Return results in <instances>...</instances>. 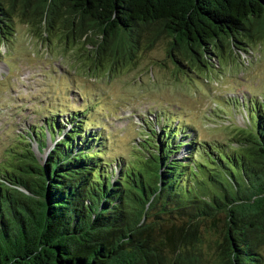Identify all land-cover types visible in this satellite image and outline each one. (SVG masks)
Here are the masks:
<instances>
[{
	"label": "trees",
	"instance_id": "16d2710c",
	"mask_svg": "<svg viewBox=\"0 0 264 264\" xmlns=\"http://www.w3.org/2000/svg\"><path fill=\"white\" fill-rule=\"evenodd\" d=\"M15 19L116 63L167 39L177 68L264 39V0H0V41ZM242 106L233 144L147 123L134 164L115 168L87 111L16 134L0 165V264H264V103Z\"/></svg>",
	"mask_w": 264,
	"mask_h": 264
},
{
	"label": "rangeland",
	"instance_id": "374dc122",
	"mask_svg": "<svg viewBox=\"0 0 264 264\" xmlns=\"http://www.w3.org/2000/svg\"><path fill=\"white\" fill-rule=\"evenodd\" d=\"M54 28L37 35L30 23L15 19L13 35L0 41V165L8 147L17 144L15 135L25 136L51 114L69 127L71 112L87 111L83 130H103L102 157L115 168L134 164L147 123L157 132L179 124L200 143L233 144L237 128L247 124L242 103H264V39L247 52H226L222 60L208 56L206 68L195 63L177 68L167 55V39L140 48L131 62L116 63ZM50 149L47 137L37 158L43 160ZM206 237L202 257L210 258L208 242L215 239Z\"/></svg>",
	"mask_w": 264,
	"mask_h": 264
}]
</instances>
